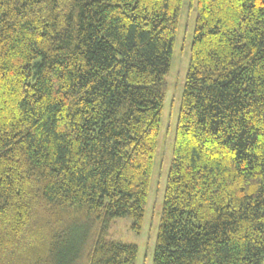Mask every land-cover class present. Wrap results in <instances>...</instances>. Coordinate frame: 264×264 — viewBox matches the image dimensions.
Returning <instances> with one entry per match:
<instances>
[{"label": "trees", "instance_id": "trees-1", "mask_svg": "<svg viewBox=\"0 0 264 264\" xmlns=\"http://www.w3.org/2000/svg\"><path fill=\"white\" fill-rule=\"evenodd\" d=\"M184 0H0V264H135ZM153 264H264V0H196Z\"/></svg>", "mask_w": 264, "mask_h": 264}, {"label": "rangeland", "instance_id": "rangeland-1", "mask_svg": "<svg viewBox=\"0 0 264 264\" xmlns=\"http://www.w3.org/2000/svg\"><path fill=\"white\" fill-rule=\"evenodd\" d=\"M196 10V0H184L178 27L179 31L173 49L172 67L166 77L164 86L166 100L163 106L155 167L143 228L140 234H137L133 230L134 223L132 219L119 218L112 223L107 231L109 240L138 247V259L135 264L154 263L156 241L164 208V196L174 157L173 151L178 119L182 109V95L190 67L191 48L196 30Z\"/></svg>", "mask_w": 264, "mask_h": 264}]
</instances>
